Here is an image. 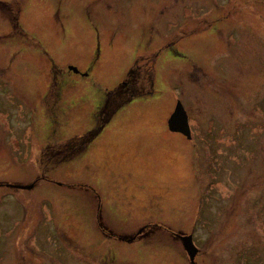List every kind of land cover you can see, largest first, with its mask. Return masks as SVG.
<instances>
[{"label": "rangeland", "instance_id": "374dc122", "mask_svg": "<svg viewBox=\"0 0 264 264\" xmlns=\"http://www.w3.org/2000/svg\"><path fill=\"white\" fill-rule=\"evenodd\" d=\"M0 3V264H192L188 235L196 264H264V0ZM144 44L153 96L65 163ZM54 62L69 84L51 118ZM180 99L196 141L167 128ZM108 100L105 118L127 101Z\"/></svg>", "mask_w": 264, "mask_h": 264}, {"label": "trees", "instance_id": "16d2710c", "mask_svg": "<svg viewBox=\"0 0 264 264\" xmlns=\"http://www.w3.org/2000/svg\"><path fill=\"white\" fill-rule=\"evenodd\" d=\"M0 4H2V3H0ZM11 10H13V9H11ZM18 15L14 19L15 22L13 21L14 22V24H13L14 33L13 34H16L20 30H22V28H20V25H19ZM24 34L27 36L26 32H24L23 35ZM30 39L34 43L33 45H34L35 48H40V47H38L39 45L35 41V39L33 37H30ZM50 61H51V59H50ZM132 70H133V67L128 72L126 78L129 77V75L131 74V71ZM50 73H51V83H50L51 85H50L49 90H48V93L45 96V98H44L43 101H44V104H45V106H46V108L48 110V114L52 118L53 117V114L56 113V110L58 109V107L60 108V105H61V103L63 101V98H64L65 90L68 87V84L69 83L65 80V78L63 76L64 73H67V72L63 68H61L58 65H56L55 62L52 63ZM69 74H71V72H69ZM145 78L147 80H150L147 77H145ZM124 84L125 83L119 84L114 89H108V90L105 89V88H103V90L101 89V91H102V93H101L102 97L100 99L101 100L103 99V101L100 103V106L98 104L97 111H96V113L93 116V121L95 120L96 126L94 128H92V130H89L87 133L83 134L81 137H75V138H73L72 139L73 142L70 141V144H72V143L76 144L75 147H79V146L82 145L81 146L82 149L74 157L71 156L69 159H75V158L81 157L83 155V153L86 151V148L98 136L99 132L102 129L100 127L101 126L104 127L109 121H111V119L116 115V113L118 111H120V109L124 108L126 105H128L130 103V96L126 94V92L128 91V89L125 88L126 86ZM150 91H152L151 88H150ZM118 94L124 96L127 99L126 103H124L122 106H120V108H118L110 117L105 118L104 115H106V107L107 106L105 107V109H102L103 106H104V103L109 101L108 100V97L111 96V97L115 98ZM51 118H50V120H51ZM103 118H105L106 121ZM52 120H54V119H52ZM102 120H104L105 122H103L102 125L99 127V122L102 121ZM66 144H68V143H66ZM47 151L51 153V145H49V147L47 148ZM62 158H64V157H62ZM65 160H67V159H65ZM65 162H67V161H65Z\"/></svg>", "mask_w": 264, "mask_h": 264}, {"label": "flooded vegetation", "instance_id": "af4514ba", "mask_svg": "<svg viewBox=\"0 0 264 264\" xmlns=\"http://www.w3.org/2000/svg\"><path fill=\"white\" fill-rule=\"evenodd\" d=\"M140 49L142 50V52L145 51L144 53L146 55H137V57L134 61V64L129 69V71H130L133 67V70L131 71V74L129 75V81L124 84L126 86L125 88L128 89L126 94L130 96V102L131 103L134 101V99H137V98H142V97L148 98L150 96H153L154 90L152 88H154L156 85V71H155L154 66L158 62L157 57L159 56L160 53H156L154 55L150 54L147 44L142 45ZM151 65H153V66H151ZM145 77H149L150 80H147ZM141 82H142V85H141ZM145 82H148L147 85L150 86L152 91H150V89L147 91L144 90L143 86L145 85L144 84ZM178 101L182 102L181 99L175 101L176 103H174V105L172 106V111H171L169 117L173 114ZM183 106H184L186 113L188 115V121H189V126L191 129V131H190L191 135L188 138L187 136H185L182 133H173V134H176L179 137V139L181 138L182 140L187 139L188 141H191V142L196 141L197 138L195 137V129L197 127V124H203L204 121L203 120L196 121L194 118L191 117V113L189 111L190 108L186 107L184 104H183ZM105 116H107V115H105ZM169 117H168V119H169ZM168 119H167V128H168ZM101 125H102V121L99 122V127ZM201 126H203V125H201ZM105 127H107V124L104 127L103 126L100 127V128H102L101 131L99 132L98 136L91 142V144L103 134ZM168 130H169V128H168ZM90 145L86 148V151L83 153V155L89 150ZM81 146H79V147L74 146V147H72V150H70V151L66 147L65 150H67L68 155L74 157L82 149ZM75 159H77V158H75ZM75 159H67L65 161H67L66 163H70ZM99 209L101 210L100 207H99Z\"/></svg>", "mask_w": 264, "mask_h": 264}, {"label": "water", "instance_id": "95a60500", "mask_svg": "<svg viewBox=\"0 0 264 264\" xmlns=\"http://www.w3.org/2000/svg\"><path fill=\"white\" fill-rule=\"evenodd\" d=\"M70 71L74 72L75 74H80V71L78 68L74 66H70L68 68ZM84 76H87V74H83ZM168 127L171 132L174 133H182L188 138L191 135L190 132V126L188 121V115L186 113V110L183 106V104L179 101L177 103V106L175 108L174 113L171 115L169 121H168ZM183 246L190 258V261L192 264H195V259L198 253V249L195 247L193 243V237L191 235L181 237ZM131 241V240H130Z\"/></svg>", "mask_w": 264, "mask_h": 264}]
</instances>
